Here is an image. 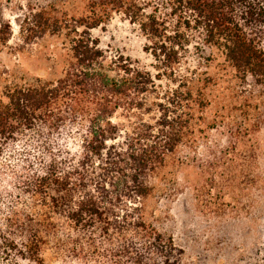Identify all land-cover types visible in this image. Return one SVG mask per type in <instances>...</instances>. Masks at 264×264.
Masks as SVG:
<instances>
[{
  "label": "trees",
  "instance_id": "trees-1",
  "mask_svg": "<svg viewBox=\"0 0 264 264\" xmlns=\"http://www.w3.org/2000/svg\"><path fill=\"white\" fill-rule=\"evenodd\" d=\"M113 13L145 36L155 76L91 36ZM65 39L56 79L0 73V264H48L47 250L60 264H180L146 203L178 147L217 125L210 106L234 120L224 112L248 111L235 101L263 94L264 0H88ZM190 46L210 72L179 73ZM239 264H264V246Z\"/></svg>",
  "mask_w": 264,
  "mask_h": 264
},
{
  "label": "rangeland",
  "instance_id": "rangeland-1",
  "mask_svg": "<svg viewBox=\"0 0 264 264\" xmlns=\"http://www.w3.org/2000/svg\"><path fill=\"white\" fill-rule=\"evenodd\" d=\"M87 1L0 0V27L9 34L0 43V73L10 80L59 77L65 60V34L86 15ZM89 32L107 58L123 56L153 76L158 73L145 49L147 39L122 14L113 13ZM185 56L179 73L209 71L192 46ZM154 80L160 90L174 87L164 76ZM246 88V84L240 86L239 94ZM250 100L252 105L244 98L235 101L233 108L245 105L246 115L232 109L224 114L234 120L227 117L224 122L219 117L223 113L210 106L203 118L216 116L217 125L201 127L194 142L179 146L154 180L145 214L183 250L180 264H239L264 246V121L254 126L261 112L264 116V92L260 99ZM256 100L260 101L257 110L252 109ZM113 120L122 119L116 115ZM49 258L52 260L47 250L48 264L62 261Z\"/></svg>",
  "mask_w": 264,
  "mask_h": 264
}]
</instances>
